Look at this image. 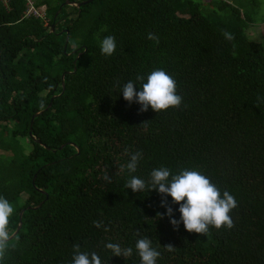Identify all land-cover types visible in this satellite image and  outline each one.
I'll use <instances>...</instances> for the list:
<instances>
[{
    "label": "trees",
    "instance_id": "16d2710c",
    "mask_svg": "<svg viewBox=\"0 0 264 264\" xmlns=\"http://www.w3.org/2000/svg\"><path fill=\"white\" fill-rule=\"evenodd\" d=\"M31 1L45 7L44 28L25 18L28 0H0V197L15 209L10 232L24 211L0 264H73L74 244L102 264H141V238L161 253L157 264H264V47L245 33L252 16L220 0H212L217 19L200 25L180 16L192 0ZM27 19L33 31L14 30ZM67 19L81 27L78 38L61 25ZM107 36L116 41L111 57L100 47ZM156 69L176 80L182 104L140 112L122 87L133 81L140 91L137 75L146 82ZM161 167L197 170L232 194L234 227L176 230L157 191L125 187ZM107 243L132 255L113 256Z\"/></svg>",
    "mask_w": 264,
    "mask_h": 264
},
{
    "label": "clouds",
    "instance_id": "9594fccd",
    "mask_svg": "<svg viewBox=\"0 0 264 264\" xmlns=\"http://www.w3.org/2000/svg\"><path fill=\"white\" fill-rule=\"evenodd\" d=\"M33 8L38 9L34 6ZM44 15L45 13L43 15L39 13V16H34V18L44 19ZM223 35L229 41L234 39L231 33L225 32ZM147 38L159 43V38L152 33H149ZM100 47L103 55L111 57L116 51L115 38L113 36L103 38ZM136 80L141 82L140 91L136 90V83L129 81L123 85L121 93L129 104L141 105L140 112H147L151 107L154 112L160 113L181 106L182 96L177 93V82L165 70H153L147 75L146 82L142 75H137ZM142 158L143 154L139 151L130 155V160L126 165L130 174L137 171L138 163ZM105 179L110 181L108 176ZM125 187L135 193H142L145 190L157 191L162 197L161 207L167 209L166 214L176 230L183 223L189 233L210 236V227L218 230L234 227L231 212L238 207L237 200L228 191L221 193V190L208 177L197 170L182 169L177 174H172L168 168L161 167L152 170L150 180L147 182L132 175ZM168 197H171L172 204L179 205V220L174 218V208L169 204ZM14 212L13 205L6 198L0 197V261L4 260L9 249V242L13 238L10 226ZM158 215L162 218L164 214L158 213ZM93 224L97 228L103 226L101 221H93ZM105 247L112 251L113 256L124 258L130 257L133 252L132 248L122 249L118 244L113 243H107ZM135 247L141 264H157L161 253L152 247L150 239L137 240ZM165 248L170 252L174 250L172 244L166 245ZM73 249V264H102L96 252L90 254L82 252L79 244H74Z\"/></svg>",
    "mask_w": 264,
    "mask_h": 264
},
{
    "label": "rangeland",
    "instance_id": "374dc122",
    "mask_svg": "<svg viewBox=\"0 0 264 264\" xmlns=\"http://www.w3.org/2000/svg\"><path fill=\"white\" fill-rule=\"evenodd\" d=\"M223 8L231 10L235 4L240 7L243 14L251 15L253 23L247 27L245 31L247 37L254 42L260 43L264 47V0H220ZM34 6V5H33ZM38 13L43 15L45 7L36 9ZM181 14V15H180ZM179 15L192 20L196 25L207 22H213L217 19V12L212 6V0H192L190 4ZM41 17V16H40ZM44 24H39L44 28L47 25V20L44 18ZM36 23L29 19L17 23L13 28L14 30L28 29L33 31ZM66 30H68L71 37L78 38L81 33V27H78L73 19H67L61 23ZM39 26V27H40ZM3 150L0 149V154ZM8 174V173H6Z\"/></svg>",
    "mask_w": 264,
    "mask_h": 264
},
{
    "label": "water",
    "instance_id": "95a60500",
    "mask_svg": "<svg viewBox=\"0 0 264 264\" xmlns=\"http://www.w3.org/2000/svg\"><path fill=\"white\" fill-rule=\"evenodd\" d=\"M90 1H91V0H89V1H87V2L89 3ZM87 2L78 3V4H73V3H70V2H66L65 5H70V6H75V7H77V8H80L82 5L86 4ZM58 12H59V11H58ZM58 12H57V14H58ZM57 14H56V15H57ZM53 30H54V27L52 26V27H51V31L53 32ZM84 52H85V51H84ZM79 56H80V54H78V55L76 56V58H75V60H74V62H73L74 65H75L77 59L79 58ZM74 72H75V68H74V70H73L72 73H74ZM64 76H65V74H62V76H61L62 81H63V79H64ZM51 101H52V100H51ZM51 101H50L48 107L51 106ZM39 114H41V112L35 114V115L32 117V119H31V121H30V126H31V127H32V124H33V120H34V118H35L37 115H39ZM29 136L32 137V139H34V137L32 136L31 128H30ZM39 206H40V205H39ZM23 212H24V211H21V212H20V215H19V224H18V226H17V229L13 232V238L18 234L19 230L21 229V225H22L21 220H22V214H23ZM13 238H12V239H13ZM12 239H11V240H12Z\"/></svg>",
    "mask_w": 264,
    "mask_h": 264
},
{
    "label": "built area",
    "instance_id": "2783aa9c",
    "mask_svg": "<svg viewBox=\"0 0 264 264\" xmlns=\"http://www.w3.org/2000/svg\"><path fill=\"white\" fill-rule=\"evenodd\" d=\"M30 15L39 16V13L37 12V10L35 8H33V5H32L31 1H29V3H28V9H27V12H26V16H30Z\"/></svg>",
    "mask_w": 264,
    "mask_h": 264
}]
</instances>
